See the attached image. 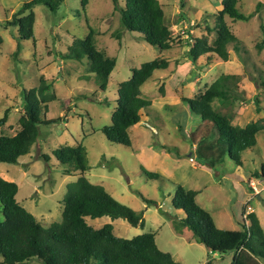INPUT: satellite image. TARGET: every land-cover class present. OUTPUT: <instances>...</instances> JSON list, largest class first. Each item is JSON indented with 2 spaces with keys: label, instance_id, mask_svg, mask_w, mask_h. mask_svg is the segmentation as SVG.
<instances>
[{
  "label": "rangeland",
  "instance_id": "1",
  "mask_svg": "<svg viewBox=\"0 0 264 264\" xmlns=\"http://www.w3.org/2000/svg\"><path fill=\"white\" fill-rule=\"evenodd\" d=\"M25 1L0 0V118L5 111L8 115L0 134L12 135L19 129L17 120L24 96L39 85L40 78L50 84L48 94L54 96L45 116L57 121L39 125L37 141L16 163H0V176L18 185L16 200L21 206L44 227L60 221L66 186L77 176L66 174V167L52 151L81 143L88 160L86 178L103 186L117 201L143 212L144 222L133 227L124 219L111 221L103 216L87 219L88 224L101 227L112 223L113 233L123 238L152 232L158 248L176 261L204 264L210 258L209 251L193 240L190 231L179 234L172 224V219L182 214L171 202L179 184L198 191L196 202L212 215L217 227L240 228L244 215L254 211L264 231V203L256 198L260 195L264 201V179L251 175L264 165V131L258 134L257 145L241 154L240 166L227 159L208 167L203 160L213 142L201 137V128L192 130L181 102L184 97H199L220 74L233 75L244 99L217 109L227 112L235 125L254 121L264 124V88L258 79L264 74V48L256 47L264 36V0H237V8L247 20L224 15L241 46L238 52L228 46L227 60L214 57L211 63L206 60L211 53L191 60L188 43L201 37L213 43L222 0H158L174 38L169 50L146 43L137 32L120 28L112 0H87L85 10L81 0H63L54 12L36 5L34 41L19 40L18 27L7 25V21ZM123 3L118 0V5ZM88 26L96 49L115 60L104 91L98 89L87 58H64L72 42L87 35ZM155 58H165L169 64L164 70L154 71L141 87L151 106L142 112L141 125L128 129L131 148L109 142L99 129L110 124L119 83L143 62ZM141 166L160 173V177H146ZM252 180L258 193L250 184ZM139 194L153 203L147 204ZM232 257V252L218 254L214 264H231ZM28 264L43 262L32 258Z\"/></svg>",
  "mask_w": 264,
  "mask_h": 264
},
{
  "label": "trees",
  "instance_id": "2",
  "mask_svg": "<svg viewBox=\"0 0 264 264\" xmlns=\"http://www.w3.org/2000/svg\"><path fill=\"white\" fill-rule=\"evenodd\" d=\"M62 2L63 0L25 1L12 14L7 25L18 27L19 40L34 41L33 7L43 5L54 12ZM112 2L119 13L120 28L137 32L146 43L161 50L171 48L174 38L164 22L165 13L158 0H124L121 6L118 5V0ZM86 3L87 0H81L83 10ZM224 15L232 20H247V16L237 8V0H222L214 26L215 40L209 44L206 38H194V43H188L191 60L211 53L206 58L207 63H211L214 57L225 61L228 58V46L235 52L239 51L241 40L226 25ZM92 36L93 31L88 26L87 35L82 39H75L64 58H87L98 89L104 91L115 60L96 49ZM256 47L264 48V36ZM168 64L165 58L143 62L139 68L132 70L128 79L119 83L110 124L99 129L109 142L131 148L128 128L141 123L142 112L151 106L150 100L143 97L141 87L153 76L154 71L164 70ZM258 79L264 88V74ZM49 88L50 84L40 78L39 85L26 92L23 111L17 120L19 129L12 135L0 134V163H16L19 157L29 153L37 141L39 125L57 121L45 116L48 102L54 99V96L48 94ZM243 93L238 87L236 76L220 74L199 97L181 99L186 106L192 130L201 128V137L213 142L211 152L203 160V164L208 167L222 164L227 159L232 160L234 166H240L243 164L241 154L254 148L258 134L264 131V124L256 121L243 126L232 124L228 113L217 109V106H234L244 99ZM7 117L5 111L0 118V126L6 122ZM52 155L62 167H66V174L71 173L77 178L66 186L60 221L47 227L17 202L18 185L0 177V207L3 214V219L0 220V264H28L32 258L41 259L43 264H181L170 253L158 248L152 232L123 238L113 233L112 223H105L101 227L88 224L87 219L107 216L111 221L121 218L130 226H143V212L135 211L117 201L103 186L93 184L86 178L88 160L86 149L81 143L57 147ZM42 157L48 159L47 155ZM141 171L148 178L160 177L159 173L148 171L142 166ZM251 175L264 179V165ZM196 195L197 191L182 185L175 187L172 206L182 214L173 218L172 224L179 234L183 230L190 231L193 240L209 251L210 258L204 264H214L215 258L211 257L213 254L227 252L233 253L231 264H264V231L255 212L244 215L239 223L240 228L221 229L216 226L212 215L196 202ZM141 198L147 204L153 203L142 195Z\"/></svg>",
  "mask_w": 264,
  "mask_h": 264
},
{
  "label": "crops",
  "instance_id": "3",
  "mask_svg": "<svg viewBox=\"0 0 264 264\" xmlns=\"http://www.w3.org/2000/svg\"><path fill=\"white\" fill-rule=\"evenodd\" d=\"M142 121H143V119H142ZM141 123H142V122H141ZM141 123L137 124V126H138V125L140 126ZM134 126H135V125H134ZM131 127H132V126H131ZM128 129H129V128H128ZM159 174H160V173H159ZM0 177H1V176H0ZM2 178H3V177H2ZM4 179H5V178H4ZM6 180L10 181V179H6ZM18 189H19V188H18ZM195 191H197V190H195ZM17 193H18V192H17ZM197 193H198V191H197ZM16 195H17V194H16ZM195 199H196V197H195ZM262 199H263V198H262ZM257 217H258V216H257ZM258 220H259V218H258ZM259 223H260V220H259ZM260 225H261V223H260ZM261 227H262V226H261ZM237 229H238V228H237ZM217 255H218V254H216V253L213 254V255H212V258L217 257Z\"/></svg>",
  "mask_w": 264,
  "mask_h": 264
},
{
  "label": "built area",
  "instance_id": "4",
  "mask_svg": "<svg viewBox=\"0 0 264 264\" xmlns=\"http://www.w3.org/2000/svg\"><path fill=\"white\" fill-rule=\"evenodd\" d=\"M192 24H193V22H192ZM191 157V156H190ZM193 159V158H192ZM261 181H263V179L261 180ZM250 184H251V186L253 187V189H255L256 190V185H255V181L254 180H252L251 182H250ZM256 193H258L257 192V190H256Z\"/></svg>",
  "mask_w": 264,
  "mask_h": 264
},
{
  "label": "water",
  "instance_id": "5",
  "mask_svg": "<svg viewBox=\"0 0 264 264\" xmlns=\"http://www.w3.org/2000/svg\"><path fill=\"white\" fill-rule=\"evenodd\" d=\"M256 198H257V200L261 201L262 204L264 203V201L260 195H257Z\"/></svg>",
  "mask_w": 264,
  "mask_h": 264
}]
</instances>
